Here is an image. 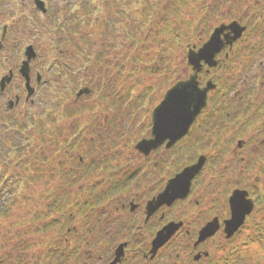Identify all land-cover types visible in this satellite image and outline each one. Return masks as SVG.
Listing matches in <instances>:
<instances>
[{
    "label": "flooded vegetation",
    "instance_id": "af4514ba",
    "mask_svg": "<svg viewBox=\"0 0 264 264\" xmlns=\"http://www.w3.org/2000/svg\"><path fill=\"white\" fill-rule=\"evenodd\" d=\"M192 3L183 0L182 5V75L167 90L194 77L198 89L206 90L205 106L189 125L181 121V127H167L165 135L156 137L153 109L162 96L144 130L133 133L137 157L131 163H86L78 155L74 164L75 156L70 154L74 144L62 143L64 159L52 172L54 186L41 192L36 212L34 231L46 237L0 240V246L13 247L6 262L0 259V264H220L224 257H215L216 248L250 228L258 209L257 195L264 193V0ZM44 18L47 21L41 29L57 35L72 50L70 55L57 58L54 53L60 45L51 41L46 52L41 49L30 62L28 75L21 71L27 44L23 40H17L15 46L0 43V79L10 77L0 90V128L4 130L0 141L11 142L13 149L18 144L10 137L27 129L28 107H46L39 102L62 87L69 86L62 92L66 106L63 100L54 101L53 124L82 109L91 110L94 96L97 108L102 105V110L116 112L122 108V94L105 102L112 92L102 95L107 92L106 80L91 82L86 63L89 55L82 48L87 35L80 38L76 26L81 24H76L75 15H62L58 23L55 15V21ZM14 27L17 25L3 26L6 40ZM70 35L79 38L72 40ZM210 38L215 52L202 56ZM76 54L81 57L76 59ZM82 61L85 66L79 76L76 70ZM28 77L34 88L30 98ZM80 79L90 82L75 86ZM84 87L89 93L77 96ZM61 107L64 109L58 110ZM103 119L93 123L89 117L86 133H122L117 121L104 127L108 121L106 116ZM71 128L53 126L50 131L60 134ZM36 129L46 131L44 127ZM142 140L152 141L148 153L135 149ZM95 172H99V180L93 179ZM176 177L181 178L179 186L171 187ZM235 193H240L245 203L252 200L254 209L238 232L227 239L224 229L231 219L230 199ZM206 227L215 233L199 241V233ZM170 228L175 233L156 249L153 243L158 233Z\"/></svg>",
    "mask_w": 264,
    "mask_h": 264
},
{
    "label": "rangeland",
    "instance_id": "374dc122",
    "mask_svg": "<svg viewBox=\"0 0 264 264\" xmlns=\"http://www.w3.org/2000/svg\"><path fill=\"white\" fill-rule=\"evenodd\" d=\"M43 1L47 9L45 15L35 7L34 0H0V42L3 26L17 25V28L14 27L8 32L7 40L5 37L2 42L6 41L8 46H15L17 40H23L24 44H32L36 52L41 49L46 52V45L50 46L51 41H55L60 46L56 49L59 52L54 55L63 58L70 55L72 50L59 41L57 35L41 29L44 21H47L44 17L49 16L50 20L55 21V15L58 23V18L62 15H75L76 24L82 25L84 20L81 17L82 21L79 23L78 15L79 4L83 0ZM87 1L93 11H89L90 15L86 16L85 27L76 26L82 40L84 34L87 35L86 45L82 47L87 49L89 55L86 60L87 71L91 76H89L91 82L98 81L99 84L100 81L106 80L107 92L102 95L105 97L112 91L111 96L105 98L106 103L122 94V108L117 112L110 108L102 110L103 108H100L102 105H98L97 108L93 102L94 96L91 110L83 112L82 109L70 119L59 118L53 124V110H56L53 106L54 101L63 100L66 106L67 99H63L62 92L69 86L62 87L60 92H53L44 102H39L40 105L46 103L47 108L39 105L28 107L27 129L18 137L15 135L10 137V140L18 144L17 148L13 149L11 142L0 141V210L7 211L0 216L1 241L6 239L32 241L46 237L34 231L37 226L36 212L41 192L54 186L52 172L59 164L58 161L64 159L62 143L74 144V149L70 153L75 156L74 164L78 163V155L86 163L108 162L119 165L131 163L137 157L132 145L134 131L144 130L152 108L162 98L167 88L182 75L183 0ZM188 1L192 3L193 0ZM79 36L70 35V38L77 40ZM79 57L81 55L76 54V59ZM84 66L82 61L80 68L76 70L77 75L83 73ZM85 81L90 82L80 79L75 86L79 87ZM61 85L63 86L62 83ZM34 100L37 103V97ZM70 101L72 103V100ZM63 109L64 107L58 108L60 111ZM105 116L108 123H104V127L110 123L115 125L117 121L118 127L123 129L122 133L113 135L102 131L100 136L97 134L100 132L98 130L86 133L85 129L90 126L87 122L89 117L94 123L96 119L98 122H104ZM37 126L44 127L45 133L37 130ZM53 126L72 128L69 132L54 134L50 131ZM80 132L82 133L79 134ZM3 134L4 130L0 128V139L4 140ZM84 144L88 146V150ZM118 153L119 156L116 157ZM100 178L99 172H95L93 179ZM79 184H83L82 180ZM263 216L264 209L258 210L256 219L259 221ZM252 232L253 226L238 238L216 248L215 257L230 259L228 264H264L262 246L246 240ZM12 248L3 243L0 246V259L5 260L6 254ZM28 253L32 254L30 247ZM223 259L220 260L222 264Z\"/></svg>",
    "mask_w": 264,
    "mask_h": 264
},
{
    "label": "water",
    "instance_id": "95a60500",
    "mask_svg": "<svg viewBox=\"0 0 264 264\" xmlns=\"http://www.w3.org/2000/svg\"><path fill=\"white\" fill-rule=\"evenodd\" d=\"M35 5L42 10V12H46V9L44 7V2L41 0H35ZM27 61L24 62L23 64V69L24 71H29V61L31 59H34L36 57V54L33 50L32 46L27 47ZM9 81V78L5 79ZM188 85V88L185 90V98L184 102L179 106V109L174 112V114L170 117L167 123V127H181L182 124L180 123L181 121H187V125L195 119L196 115L200 112V110L204 107L205 101H206V90H199L197 87V83L194 79V77H191V79L187 83L183 82H178L176 83L172 88H170L164 95V99L160 102H164L165 100L169 99V96L171 93H173L174 89L180 88L182 85ZM28 97H30L33 93V88L29 86V80H28ZM89 92L88 88L82 89L78 96L81 94H87ZM195 95V101L193 102L192 100V95ZM159 104V105H160ZM158 106H156L153 110V135L158 137L160 135L157 134V110ZM171 122V123H170ZM188 127V126H187ZM166 133V132H165ZM162 134V135H165ZM174 135V132L172 133ZM150 145H152V141L150 140H142L139 143L136 144L135 149H137L139 152L142 153H148L150 149ZM183 176V174L179 175ZM173 182L171 183V187L173 186ZM170 191V189L168 190ZM172 191V190H171ZM239 196L242 198L240 193H235L231 199H230V205H231V219L227 221L224 232L226 233V237L229 238L231 237L237 230L238 228L243 224L245 216L249 214L252 211L253 208V202L251 200H247L242 207H235L233 203V198ZM175 233V230L170 228L163 230L158 233L157 237L154 240V247L157 249L161 247L173 234ZM215 233V230L209 229V227H206L199 233V241L203 240L209 236H212Z\"/></svg>",
    "mask_w": 264,
    "mask_h": 264
},
{
    "label": "snow or ice",
    "instance_id": "6c2138e0",
    "mask_svg": "<svg viewBox=\"0 0 264 264\" xmlns=\"http://www.w3.org/2000/svg\"><path fill=\"white\" fill-rule=\"evenodd\" d=\"M215 42L209 39V42H206L203 46L201 52L202 56H212L215 52ZM199 59V57L197 58ZM6 85L5 79H0V90H3ZM188 88V85H182L180 88L174 89L173 93L170 94L169 99L162 102L157 110V134L162 135L167 131V123L170 117L174 114L175 111L179 109V106L184 102L185 90ZM193 102L195 101V95H192ZM180 177H176L173 181L174 185L177 187L180 183ZM233 203L235 207H242L244 201L239 196L233 198Z\"/></svg>",
    "mask_w": 264,
    "mask_h": 264
},
{
    "label": "trees",
    "instance_id": "16d2710c",
    "mask_svg": "<svg viewBox=\"0 0 264 264\" xmlns=\"http://www.w3.org/2000/svg\"><path fill=\"white\" fill-rule=\"evenodd\" d=\"M79 7H80V12H79L80 15L82 17L88 16V14H89L88 2L84 1L83 3L79 4ZM116 8H117V6H116ZM97 56L99 57V55H97ZM257 200H258L257 206H260V208L263 209V207H264L263 206V204H264V193H263V195H260L258 193ZM6 213H7V211L5 212L3 210H0V216H3ZM254 216H255V214L252 217L253 232L249 236L246 237V240L250 243H255V242L259 243L264 250V217H262L259 221H256L254 219ZM263 255H264V253H263ZM229 260L230 259H226L224 261L228 264Z\"/></svg>",
    "mask_w": 264,
    "mask_h": 264
}]
</instances>
